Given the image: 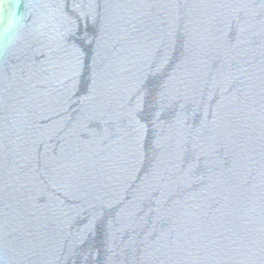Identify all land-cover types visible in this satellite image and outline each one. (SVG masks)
Instances as JSON below:
<instances>
[{"label": "water", "instance_id": "obj_1", "mask_svg": "<svg viewBox=\"0 0 264 264\" xmlns=\"http://www.w3.org/2000/svg\"><path fill=\"white\" fill-rule=\"evenodd\" d=\"M0 264H264V0H0Z\"/></svg>", "mask_w": 264, "mask_h": 264}]
</instances>
